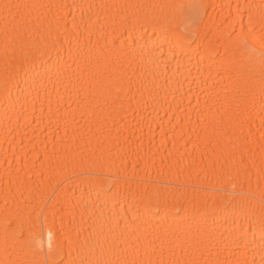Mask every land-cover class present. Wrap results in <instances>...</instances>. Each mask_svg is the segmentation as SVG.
I'll return each mask as SVG.
<instances>
[{"label":"bare ground","instance_id":"bare-ground-1","mask_svg":"<svg viewBox=\"0 0 264 264\" xmlns=\"http://www.w3.org/2000/svg\"><path fill=\"white\" fill-rule=\"evenodd\" d=\"M261 18L264 0H0V264H262Z\"/></svg>","mask_w":264,"mask_h":264},{"label":"snow or ice","instance_id":"snow-or-ice-1","mask_svg":"<svg viewBox=\"0 0 264 264\" xmlns=\"http://www.w3.org/2000/svg\"><path fill=\"white\" fill-rule=\"evenodd\" d=\"M59 7H71L69 5H60ZM135 7H150V6H144V5H138ZM189 7H197V8H203L205 7L204 5L200 4V5H190ZM194 22H195V18ZM141 22H151L150 18L147 15H144L142 18L138 17V16H133L132 18H125L123 21H121L122 25L124 26H135L137 23H141ZM254 24L253 18L251 17V15H249L248 17V26H249V31L247 32V36L249 38L252 37L253 32H252V26ZM260 24L262 27V31H264V18H261L260 20ZM74 30V28H73ZM237 39L241 42L245 41V32L242 29L241 32L239 34H237ZM6 51H7V47H6ZM262 55H264V53H262ZM22 60H28L29 57L27 55H23ZM5 79H7V77H5ZM261 102L264 103V84H262V96H261ZM262 175H264V172H262ZM239 179L241 180L242 183L244 182H249L251 177L247 176L246 174L239 176ZM222 195V194H221ZM260 204L262 206V218L259 224V230L261 232L262 238H264V197L261 198L260 200ZM148 211L151 212V208L150 206H148ZM48 238H49V250L52 249V232L49 231L48 233ZM57 251H60V247H57ZM39 264V262H38ZM42 264H64L63 261H56V260H52V261H48L45 260L42 262ZM71 264V262H70ZM81 264H85V262H81ZM87 264H92V262H87ZM97 264H113L112 261H103V262H97ZM115 264H152V261L150 259H128V258H124V259H120L117 260L115 262ZM159 264H164V262H159ZM167 264H179L178 261L174 260V259H169L167 261ZM262 264H264V261H262Z\"/></svg>","mask_w":264,"mask_h":264}]
</instances>
